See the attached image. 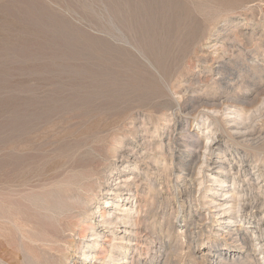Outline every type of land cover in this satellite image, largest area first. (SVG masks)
<instances>
[{"label": "rangeland", "instance_id": "374dc122", "mask_svg": "<svg viewBox=\"0 0 264 264\" xmlns=\"http://www.w3.org/2000/svg\"><path fill=\"white\" fill-rule=\"evenodd\" d=\"M249 4L0 0V264L91 263L75 251L94 238H82L91 222L79 200L95 208L110 198L141 206L137 225L98 228L100 243L134 264H264V10L254 15ZM226 90L247 99L238 121L218 99ZM183 126L201 146L203 174L181 159ZM239 129L245 138L234 137ZM122 180L134 193L114 198L106 189ZM172 183L194 194L182 212L190 235L184 222L168 232L174 190L173 201L154 196Z\"/></svg>", "mask_w": 264, "mask_h": 264}, {"label": "bare ground", "instance_id": "6f19581e", "mask_svg": "<svg viewBox=\"0 0 264 264\" xmlns=\"http://www.w3.org/2000/svg\"><path fill=\"white\" fill-rule=\"evenodd\" d=\"M210 2V1H209ZM248 3H250L249 5H251L249 7L248 10H251L252 13L254 14L255 13V10H260V12L262 10H264V8H262L261 6V3L264 4V0H248ZM201 4V3H200ZM212 4V3H211ZM210 6V5H209ZM212 7V5H211ZM243 10V9H242ZM241 11V10H240ZM259 12V11H258ZM257 12V13H258ZM257 13H255L254 15H256ZM251 14V15H253ZM215 15V14H214ZM244 15V14H243ZM249 16V15H248ZM259 16V15H258ZM256 17V16H255ZM223 18V17H221ZM248 18V17H247ZM262 18V17H261ZM251 19V18H250ZM249 19V20H250ZM256 19V18H255ZM264 19V18H263ZM247 22V20H246ZM240 24V23H239ZM213 26V25H212ZM216 26V25H215ZM254 27V26H253ZM252 27V28H253ZM237 28V27H236ZM244 31V30H243ZM225 35V34H224ZM249 36V35H248ZM262 36V35H261ZM226 37V36H225ZM233 38V37H232ZM231 38V39H232ZM227 39V38H226ZM223 40V39H222ZM235 40V39H234ZM230 41V40H229ZM233 41V40H232ZM237 41V40H236ZM230 43V42H229ZM233 43V42H232ZM231 43V44H232ZM237 44V43H236ZM245 44V43H244ZM251 45V44H250ZM229 46V45H227ZM232 47V45H231ZM237 47V46H236ZM239 47V46H238ZM243 47V46H242ZM233 48V47H232ZM240 48V47H239ZM231 50V49H230ZM243 50V49H242ZM225 51V50H224ZM227 51V50H226ZM253 52V51H252ZM223 53V52H222ZM225 53V52H224ZM251 53V52H250ZM232 54V53H231ZM246 54V53H245ZM257 54V52H256ZM226 55V54H225ZM228 55V54H227ZM264 55V54H263ZM251 56V55H250ZM254 56V55H253ZM262 58V57H260ZM231 60V59H230ZM231 62V61H230ZM253 62V61H252ZM259 62V61H257ZM264 63V62H263ZM225 64V63H224ZM247 64V63H246ZM237 65V64H236ZM252 65V64H251ZM224 66V65H223ZM230 67V66H229ZM223 68V67H222ZM221 68V69H222ZM228 68V67H227ZM231 68V67H230ZM226 69V67H225ZM232 69V68H231ZM253 69V68H252ZM258 69V68H257ZM228 70V69H227ZM237 70V69H236ZM242 70V69H241ZM262 70V69H261ZM244 71H247V70H244ZM255 71V70H254ZM257 71V70H256ZM226 73V72H225ZM236 73V72H235ZM248 73V72H247ZM255 74V73H254ZM257 74V72H256ZM232 75V74H231ZM264 76V75H263ZM222 78H223V75H222ZM239 80V76L235 79H232L230 80V83L232 82H236ZM245 81V80H244ZM253 81V80H252ZM242 82V81H241ZM229 83V84H230ZM247 83V82H245ZM226 85V84H225ZM251 85V84H250ZM249 87V86H248ZM235 88V87H234ZM234 90V89H233ZM243 90V89H242ZM244 91V90H243ZM235 92V91H234ZM255 96V95H254ZM258 97V96H257ZM220 100V103L224 106L225 109H229L231 110L232 108H234V113L235 114V118L233 120H239V119H242L243 118V111L239 110V107H243L245 108L246 106V100L244 98V96L238 94V93H231V91L229 90H226L223 92L222 95L219 96L218 98ZM263 101V100H262ZM248 103V102H247ZM261 104V103H260ZM222 108V107H221ZM249 108V107H248ZM224 110V109H223ZM252 110V109H251ZM225 111V110H224ZM258 111V110H257ZM231 112V111H230ZM260 112V111H259ZM246 114V113H245ZM254 115V114H253ZM252 115V116H253ZM249 118V117H248ZM238 123V122H237ZM240 130V129H239ZM215 133V132H214ZM180 134H182L184 136V138H186V140H184V144L185 146L183 147L185 150L184 152H182L183 154H181V159L186 162V164L188 165L189 162H192L194 160V163L193 165H196V164H200L198 165L199 169L195 168L192 166V170H191V173L190 175H195L196 173L197 174H203L204 172V169H203V164L204 162L202 161L201 162V154L198 155L199 151H201V146L198 145V139H195L194 138V135H193V131L191 129H189V127H186V126H183L182 127V130L180 132ZM247 136V132L246 131H238L236 132V135H234L235 138L237 139H242V138H245ZM172 141L173 142V137L172 138H168V141ZM251 140V139H250ZM167 141V142H168ZM253 141V140H252ZM247 142V141H245ZM165 143L166 141L163 140V138L159 139L158 141V145L159 146H162L164 147L165 146ZM167 144V147L171 149V151L167 152V153H162L164 154V165H171L173 166V147L170 145V143H166ZM183 145V144H182ZM215 145H219V142H215V143H212V144H205V150L206 151H209L210 153H214L215 152V148L218 147V146H215ZM256 146V145H255ZM258 146V145H257ZM203 147V146H202ZM169 149V150H170ZM162 152V151H161ZM124 154V153H122ZM158 155V154H157ZM176 155V154H175ZM128 156V155H127ZM143 157V156H142ZM180 159V160H181ZM110 160V159H109ZM176 160V158H175ZM161 161V160H160ZM175 162V161H174ZM103 163V162H102ZM142 163V162H141ZM150 163V162H149ZM183 163V162H182ZM109 164V163H108ZM180 164V163H179ZM115 165V164H114ZM106 166V165H105ZM184 166V165H183ZM259 166V165H258ZM109 167V166H108ZM180 167V166H179ZM182 168V167H181ZM136 169H139L138 166L135 167V170ZM155 170H158V167H154ZM197 169V170H196ZM114 168L113 167H110L108 173L104 176V179L105 181L109 184V182L111 183L112 181H114L115 179H112L111 175L112 172H113ZM188 170V169H187ZM261 170V172L263 171L262 169H259ZM85 172V171H84ZM175 172V171H174ZM189 172V171H188ZM106 173V172H105ZM135 178L136 177H139V179H141L142 177V180H143V176L139 175V173L135 172ZM189 174V173H188ZM92 175V173H91ZM163 175L166 179L168 178H172L173 176V171L172 173L168 172V171H165L163 172ZM189 175V176H190ZM258 176H261V175H258ZM96 177V176H95ZM158 177V176H157ZM174 177V176H173ZM91 178V177H90ZM100 178V177H99ZM132 178V177H131ZM259 179V178H258ZM90 180V179H88ZM195 180V176H192V178H189V184H191L193 181ZM171 181V180H170ZM91 182V181H90ZM94 182V181H93ZM120 182V181H119ZM155 182V181H154ZM164 182V181H163ZM167 182V181H166ZM221 182V181H220ZM88 183V182H87ZM195 183V182H194ZM120 186L119 187H116V188H112V189H109L107 187L106 190L110 191V194L113 195L114 198L116 197H120V194H122L123 192H126V194H133L134 193V189L131 187L130 184L126 183V181H123L121 183H118ZM188 184V185H189ZM222 184V183H220ZM151 189H155V183H151ZM163 185V183H161V186ZM171 186L167 187L166 191L164 192L163 191V188L159 187V189H156L157 190V193H155L154 196H157L156 198L158 199L159 198V202L160 200H162V198H164L165 196H167V194L169 195L170 197V200L173 201V190H174V193H175V199H174V203L172 202L170 208L172 209V216L174 215V218L172 217V220L171 222L169 223V226H168V232L173 229L174 225L177 223H182L184 222V229H186V233H184L185 235H190V232L193 233V231H191L192 227L188 224H191V222L189 221L188 223L185 222V220H183L184 218L182 217L183 214L182 212L185 211V208L187 207V201L188 199L191 201V200H194L193 197H194V194L192 192L188 193L187 194V191H183L180 187H175L173 189V183L170 184ZM187 185V183H186ZM193 186V185H192ZM106 187V186H105ZM190 187V186H189ZM186 188V187H185ZM192 188V187H190ZM92 190H95V189H92ZM101 190V189H100ZM189 191V189H187ZM192 191V190H191ZM99 194V193H98ZM146 195V194H145ZM99 196V195H98ZM129 198V197H128ZM113 198H110V200L106 199V200H101L102 201V205L100 204L98 207H95V208H91L90 207V202L88 203L87 200L85 199H80L79 200V203L81 204L80 205V208L82 207L84 209V214L88 216L89 218V221L91 223H88L87 224H83V228L81 229V232H82V238H86L87 236H90V237H94L91 242L87 243V244H76V249L75 251H80L84 260L87 262L90 260L91 263L89 264H93L92 261L94 259H96L98 256L97 254H100V253H105V260H104V263L102 264H105L107 262V260H113L115 262H120V261H123L124 264H134V261L131 260L129 261V258H126L124 256H117L116 252L114 250V252L111 250H109L108 248H105L99 241L100 237L101 238H105V236L103 237L102 234L104 233L103 231L101 232L100 229H98L99 227H109V228H112L113 230H115V228L119 225V224H132V225H137L138 222H140V220H142L139 216H140V211H141V206L137 207V209L135 207H131V206H128V204L126 205H119L118 203H111L113 201H111ZM131 199V198H130ZM141 202V201H140ZM165 203V202H164ZM191 203V202H190ZM88 204V205H86ZM111 204H116V206H114L113 209H111ZM189 204V203H188ZM86 205V206H85ZM95 205V204H94ZM141 205V203H140ZM195 205V204H194ZM159 206H161L159 204ZM158 206V207H159ZM191 206V205H189ZM93 207V206H92ZM111 207V208H110ZM174 208V209H173ZM189 208V207H188ZM163 209V208H162ZM190 209V208H189ZM197 209V208H196ZM198 210V209H197ZM231 210V209H230ZM167 211V210H166ZM188 211V210H187ZM138 212V215L135 216L133 218V214L137 213ZM143 213V212H142ZM168 214V213H167ZM189 214V213H188ZM200 214V213H199ZM185 215V214H184ZM153 216V215H152ZM151 216V217H152ZM156 216V215H155ZM146 217V216H145ZM186 217V216H185ZM188 218V217H187ZM153 219V218H152ZM159 219V218H158ZM93 220H98V227L96 226V223L94 224V222L92 223ZM191 220V219H190ZM159 221V220H158ZM86 223V222H85ZM82 224V223H81ZM160 224V223H159ZM163 224V223H162ZM202 224V223H201ZM157 225V224H156ZM74 226V225H73ZM126 226V225H125ZM127 227V226H126ZM165 227V226H164ZM177 227V226H176ZM143 228V227H142ZM197 228V227H196ZM133 229V228H132ZM159 229V228H158ZM141 230V229H140ZM175 230V229H174ZM144 231V230H143ZM162 231V230H161ZM180 231V230H179ZM185 231V230H184ZM132 232V231H131ZM139 232V231H137ZM136 232V233H137ZM80 233V232H79ZM161 233V232H160ZM167 234V233H166ZM165 234V235H166ZM234 234H238V232H234ZM49 235V234H48ZM107 235V234H106ZM111 235V234H110ZM136 235V234H135ZM263 235V234H262ZM40 236V235H39ZM55 236V235H54ZM53 236V237H54ZM170 236V235H169ZM197 236V235H196ZM258 235H256L257 237ZM44 238V236H41ZM50 237V236H49ZM56 237V236H55ZM162 237V236H161ZM255 237V238H256ZM264 237V236H263ZM52 238V237H50ZM49 238V239H50ZM59 238V237H58ZM159 238V237H158ZM245 237H241L240 240L244 239ZM260 238V237H259ZM48 239V238H47ZM193 239V238H192ZM253 240L250 242L252 243V245L256 246L257 244H259L261 241H259V243H256L254 238H252ZM261 239V238H260ZM58 240V239H57ZM113 240V237L110 238V239H105V242H109V241H112ZM160 240V239H159ZM167 240V239H166ZM195 240V239H193ZM247 240V239H246ZM137 241V240H136ZM54 242V241H53ZM59 242V241H58ZM104 242V243H105ZM163 242V241H162ZM131 243V242H130ZM170 243V242H169ZM244 243V247H246L248 245V243L246 241L243 242ZM53 244V243H52ZM58 244V243H57ZM56 244V245H57ZM137 244V243H136ZM124 245V244H123ZM130 245V244H129ZM142 245V244H141ZM171 245V244H170ZM59 246V245H58ZM119 246L118 248V251L121 247V245H117ZM145 246V245H144ZM166 246V245H165ZM242 246V245H241ZM50 247V246H49ZM60 247V246H59ZM164 247V245H162V248ZM225 247V246H224ZM142 248V247H141ZM151 248V247H150ZM166 248V247H165ZM264 248V245L262 244L261 245V249ZM130 249V248H129ZM145 249H149V246L146 244L145 246ZM172 249V248H171ZM225 249V248H223ZM246 249V248H245ZM56 250V248L54 249ZM58 250V249H57ZM235 250V249H233ZM237 250V249H236ZM243 250V248H242ZM247 250H249L250 252V255L252 256L253 255V252L256 251V248L254 249L253 248H248ZM147 251V250H146ZM232 251V250H231ZM158 254H159V251H157ZM218 252H220V250H218ZM207 253V252H206ZM211 252H208V254H210ZM248 254V253H247ZM255 254V253H254ZM152 256V255H151ZM150 256V258H151ZM157 256V255H156ZM160 257V256H159ZM208 257V256H207ZM206 257V258H207ZM161 258V257H160ZM223 258V257H222ZM262 258H264V255L262 256ZM208 259V262L209 264H220V262L215 259V258H207ZM221 259V258H220ZM156 260V259H155ZM69 261V260H68ZM260 261V260H259ZM103 262V261H102ZM137 262V261H136ZM172 262V261H171ZM205 262V261H204ZM85 263V262H84ZM108 263V262H107ZM160 263V262H159ZM167 264V263H166ZM173 264V262H172ZM251 264V263H250ZM255 264V263H254ZM257 264V263H256Z\"/></svg>", "mask_w": 264, "mask_h": 264}]
</instances>
